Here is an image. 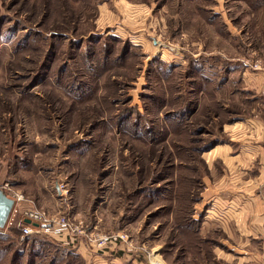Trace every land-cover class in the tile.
I'll return each instance as SVG.
<instances>
[{
	"label": "rangeland",
	"instance_id": "1",
	"mask_svg": "<svg viewBox=\"0 0 264 264\" xmlns=\"http://www.w3.org/2000/svg\"><path fill=\"white\" fill-rule=\"evenodd\" d=\"M245 61L264 71V0H0V189L125 236L101 264H224L207 151L247 114L222 89ZM19 213L0 264H100L21 239Z\"/></svg>",
	"mask_w": 264,
	"mask_h": 264
},
{
	"label": "crops",
	"instance_id": "2",
	"mask_svg": "<svg viewBox=\"0 0 264 264\" xmlns=\"http://www.w3.org/2000/svg\"><path fill=\"white\" fill-rule=\"evenodd\" d=\"M232 82L237 85L232 88L233 102L245 107L247 114L233 112L224 125L229 130L221 129L230 131L229 145H216L207 151L221 149L213 158V165H219L221 173L220 186L210 188L214 194L204 203L211 202L217 213L210 217L209 210H205L207 215L202 218L212 219L225 234L215 248L224 264H264V203L260 194L264 184V122L260 116L250 115L255 111L264 115V71L252 69L245 61L241 67L230 69L222 89L232 87ZM58 243L74 249L80 257L94 253V261L100 264L104 255L113 251V247L97 250L83 243Z\"/></svg>",
	"mask_w": 264,
	"mask_h": 264
},
{
	"label": "built area",
	"instance_id": "3",
	"mask_svg": "<svg viewBox=\"0 0 264 264\" xmlns=\"http://www.w3.org/2000/svg\"><path fill=\"white\" fill-rule=\"evenodd\" d=\"M251 68L256 69L258 68V65L253 64L251 65ZM11 199L14 201L12 210H14L15 213H19V209H17L16 206L24 201L22 194H14ZM25 220H29L31 223L37 225L33 226L31 224H25ZM16 225L20 227L21 239H26L31 235L44 234L67 245L75 246L83 243L97 250L106 249L109 245H116L118 240L124 241L125 239V236L118 234L108 236L95 233L93 230H88V228L84 227L81 223L78 225L75 224V222L70 221L67 216H51L44 211L30 207L20 211L19 221Z\"/></svg>",
	"mask_w": 264,
	"mask_h": 264
},
{
	"label": "water",
	"instance_id": "4",
	"mask_svg": "<svg viewBox=\"0 0 264 264\" xmlns=\"http://www.w3.org/2000/svg\"><path fill=\"white\" fill-rule=\"evenodd\" d=\"M14 201L8 197L2 189H0V229L5 226L13 208ZM26 224L36 226L37 224L31 223L29 220L24 221Z\"/></svg>",
	"mask_w": 264,
	"mask_h": 264
},
{
	"label": "trees",
	"instance_id": "5",
	"mask_svg": "<svg viewBox=\"0 0 264 264\" xmlns=\"http://www.w3.org/2000/svg\"><path fill=\"white\" fill-rule=\"evenodd\" d=\"M26 224V223H25Z\"/></svg>",
	"mask_w": 264,
	"mask_h": 264
}]
</instances>
